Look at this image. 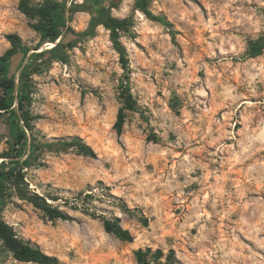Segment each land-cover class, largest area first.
Returning a JSON list of instances; mask_svg holds the SVG:
<instances>
[{"label":"rangeland","instance_id":"rangeland-1","mask_svg":"<svg viewBox=\"0 0 264 264\" xmlns=\"http://www.w3.org/2000/svg\"><path fill=\"white\" fill-rule=\"evenodd\" d=\"M20 1L0 0V56L9 34L31 49L28 57L41 52ZM136 1L103 0L126 21L127 69L98 26L65 51L64 63L46 59L31 76L29 108L39 118L26 181L71 220H51L12 192L4 219L67 264H139L136 252L148 249L163 252L152 264H264V52L248 55L264 38V0H151L167 25ZM87 2L68 1L84 7L70 23L77 33L92 20ZM123 81L136 105L119 135ZM7 125L1 117L0 154L10 148ZM75 137L96 158L69 146ZM117 219L132 242L105 230ZM0 264L32 263L4 252Z\"/></svg>","mask_w":264,"mask_h":264},{"label":"trees","instance_id":"trees-1","mask_svg":"<svg viewBox=\"0 0 264 264\" xmlns=\"http://www.w3.org/2000/svg\"><path fill=\"white\" fill-rule=\"evenodd\" d=\"M69 0H43L34 4L31 0H21L19 9L29 20L33 22L32 28L40 35V43L36 50L28 57L31 49L23 43L17 34L6 36L11 44L3 55L0 56V118L5 117L7 122V135L10 148L0 154V259L4 252H9L19 262L32 264H67L61 262L57 257L46 254L41 248L18 237L14 228L4 219V211L10 192L16 194L17 198L32 204L36 209L43 211L51 220H71L70 215L58 207H53L45 197L29 191L27 183V170L32 166L33 157L27 152H34L36 136L33 132L34 122L39 118L34 116L30 110L33 101V83L31 76L38 72L44 65L45 60L65 62V51L74 46L80 38L94 34L98 26H103L110 31L113 45L120 55L121 64L127 69L126 49L121 42L122 32L126 28V21L114 17L111 10L104 6L103 0H88L86 3L92 11V20L89 28L84 33H77L70 23L76 12L84 10L82 5L72 3ZM120 1V0H117ZM151 0H137L136 6L147 17L167 25L165 18L157 17L149 10ZM59 41V42H58ZM58 42V43H57ZM57 43V44H55ZM46 44L54 46L48 48ZM45 46V47H44ZM264 52V38L252 41L249 46L248 55L256 58ZM21 56L18 72L14 69L16 57ZM27 61V64H25ZM18 75V76H17ZM123 107L118 113L115 128L121 135L125 126V111L135 109L136 102L128 85L122 82ZM76 148L77 152L88 158H96L93 148L80 137H75L68 143ZM148 223L147 219L144 220ZM105 230L114 234L122 241L132 242V234L120 225V220L115 222L105 221ZM149 256H151L149 258ZM163 252L157 250L152 253L150 249L146 252H136L139 264H152V259L159 260Z\"/></svg>","mask_w":264,"mask_h":264},{"label":"water","instance_id":"water-1","mask_svg":"<svg viewBox=\"0 0 264 264\" xmlns=\"http://www.w3.org/2000/svg\"><path fill=\"white\" fill-rule=\"evenodd\" d=\"M58 42H59V41H58ZM58 42H57V43H58ZM57 43H55V44H57ZM55 44H54V45H55ZM47 45H48V44H46L45 46H47ZM54 45H53V46H54ZM45 46H44V47H45ZM1 162H2V159H0V163H1Z\"/></svg>","mask_w":264,"mask_h":264}]
</instances>
